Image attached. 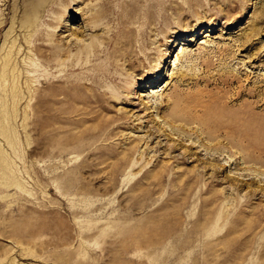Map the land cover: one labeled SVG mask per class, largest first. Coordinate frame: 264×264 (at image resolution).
Masks as SVG:
<instances>
[{
	"label": "rangeland",
	"instance_id": "obj_1",
	"mask_svg": "<svg viewBox=\"0 0 264 264\" xmlns=\"http://www.w3.org/2000/svg\"><path fill=\"white\" fill-rule=\"evenodd\" d=\"M104 1L0 0V65L16 48L29 75L12 86L17 114L0 120V264H264V0H199L196 11L166 0L188 12L168 8L166 22L142 25L130 61L106 53L116 20L104 23L86 66L107 65L109 77L97 76L119 95L104 109L91 103L96 118L70 113L80 147L49 153L48 118L26 95L44 89L41 77L60 64L37 58L32 44L75 49L70 32L81 29L88 43V8ZM25 14L35 20L23 27ZM7 81L0 77V92ZM242 87L249 93L226 98ZM208 95L222 96L231 116L251 114L248 148L226 139L216 148L194 124L167 116L172 97Z\"/></svg>",
	"mask_w": 264,
	"mask_h": 264
},
{
	"label": "bare ground",
	"instance_id": "obj_2",
	"mask_svg": "<svg viewBox=\"0 0 264 264\" xmlns=\"http://www.w3.org/2000/svg\"><path fill=\"white\" fill-rule=\"evenodd\" d=\"M191 2L190 0L186 2L188 9H195L193 8L195 3L202 5L199 0L198 2ZM28 8L29 6H25L24 9L27 10ZM168 8H171L177 17H179V14L185 13V11L188 12L184 4H171L166 2V0H142L141 4H139V0H108V2H100L99 7L93 6L88 8L87 23L92 26L88 43L83 42L86 37L83 35L81 29L78 32H70L73 33L75 38L73 41L75 49H72L68 44L66 46L63 44L58 45L59 43L56 41L52 42V44L39 42L32 44L34 45L37 58L47 63L60 64V67L56 68L57 74H43L41 77L40 81L43 83L44 80V83L47 85L44 89L34 88L35 92L26 95V97L33 100L31 101L33 107L40 108L38 110V118H41V116L48 118L45 134L46 139L44 141H46L47 146L45 145V147L49 150V153L65 152L68 144L72 145V148L80 147L81 141L79 134L75 137L69 131L72 127L78 126L76 120L84 121L89 118H96L101 110L94 109L90 104L94 103L98 108L104 109L107 107L106 102L109 99L119 95L118 90L114 91V87L116 86H110L108 90L102 88L101 79L97 76L106 70L107 76L109 77L110 72L107 65L96 63L86 66L91 52L96 54V50H98L95 43L99 40L98 36H100L97 33L98 30L104 28V23H108L110 20H116L114 28L111 29L110 37L113 38L115 43L110 50L106 49V53L112 55L114 58H120L124 55L128 57V60H131L133 55H137V51L132 49L133 44H136L139 38L142 40L143 28L141 26H146L151 22H166L168 19V15H166ZM33 16V14L31 16H26L25 14L20 18V26L32 25L35 20L32 18ZM136 22L140 26L135 27L134 23ZM57 23L58 19L57 21L50 22V25L54 28ZM53 32L54 29L49 32L50 39L54 35ZM181 50L182 47H180L179 51ZM15 53H17L16 48L7 51L2 57L0 65V77L10 80L1 85L0 120H3L2 117H5L7 121L15 117L17 114L15 104L20 101L21 93L16 90V87L14 89L12 88L15 83L14 80L17 81L20 75H24L25 78L29 77V75L24 73L23 69L17 66ZM175 58H178V52L175 54ZM83 66L85 70L81 74H75V76L69 74L74 69ZM239 90L238 93L231 92L230 95L226 96L225 94L224 96L232 99L235 94H237L235 97L237 98L241 94L249 93L243 87ZM109 91L111 92L110 94L107 93ZM253 95H255L254 92ZM11 98L12 105L8 107L5 102ZM186 100L179 98V96L177 98L172 97L168 106L169 111L167 112V116L171 121H181L187 125L194 124L200 129L205 138L208 140H217L216 148L222 147L223 144L221 143L224 139L242 151L248 148L249 145L247 146L244 143V139L247 138L246 135L249 131L256 132L257 129L249 121L252 119L251 114L249 116H231L229 112H223L224 109L229 110L231 108L226 105V100L218 95H208L206 99H198L191 102ZM5 109L7 113H5ZM70 113L82 115L81 119L72 121L69 117ZM171 129L174 132L175 128L173 129V125H171ZM1 130L3 134L9 133V127L5 125H1ZM78 130L80 131V129ZM86 130L88 133L85 135H89L99 131V128L94 126L91 131L88 128ZM161 130L163 131L162 128ZM8 137L11 140V135ZM172 140L173 144H175L174 139ZM201 144L203 145V143ZM204 146L208 148L209 145L204 144ZM187 148V146L183 148L185 153L188 150Z\"/></svg>",
	"mask_w": 264,
	"mask_h": 264
}]
</instances>
